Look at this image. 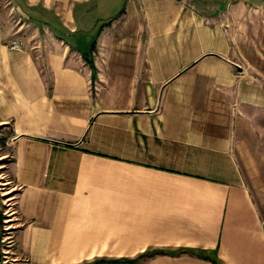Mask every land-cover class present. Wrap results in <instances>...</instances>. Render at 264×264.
Segmentation results:
<instances>
[{
	"label": "crops",
	"instance_id": "1",
	"mask_svg": "<svg viewBox=\"0 0 264 264\" xmlns=\"http://www.w3.org/2000/svg\"><path fill=\"white\" fill-rule=\"evenodd\" d=\"M113 1L0 0L5 264H264V1Z\"/></svg>",
	"mask_w": 264,
	"mask_h": 264
},
{
	"label": "rangeland",
	"instance_id": "2",
	"mask_svg": "<svg viewBox=\"0 0 264 264\" xmlns=\"http://www.w3.org/2000/svg\"><path fill=\"white\" fill-rule=\"evenodd\" d=\"M124 0H114L113 3H108L109 7L103 6L104 10H115L117 7L122 5ZM261 0H247L250 5L259 3ZM264 1V0H263ZM106 4V1H105ZM107 5V4H106ZM95 7V10H98ZM254 18L252 19L251 26L249 27L250 32L238 31L241 37L244 39L246 34L247 40L245 46L240 48V54L247 55L251 63L250 70L253 71L257 76L262 79H254V82H262L264 84V8L255 11ZM238 36V37H240ZM259 121V119H257ZM259 123V122H258ZM259 127H258V138H259ZM6 130L0 128V264H5V252L12 246L13 230L15 227V205H14V185L6 171V165L10 160V153L8 145L5 143ZM257 154L261 156V144L257 143ZM264 151V150H263ZM264 160V158H263ZM253 167H260L262 163L261 158L253 159ZM264 162V161H263ZM257 182L261 185L262 176L256 175Z\"/></svg>",
	"mask_w": 264,
	"mask_h": 264
},
{
	"label": "built area",
	"instance_id": "3",
	"mask_svg": "<svg viewBox=\"0 0 264 264\" xmlns=\"http://www.w3.org/2000/svg\"><path fill=\"white\" fill-rule=\"evenodd\" d=\"M8 48L12 50H21L23 48V41L19 38H12L8 41Z\"/></svg>",
	"mask_w": 264,
	"mask_h": 264
},
{
	"label": "trees",
	"instance_id": "4",
	"mask_svg": "<svg viewBox=\"0 0 264 264\" xmlns=\"http://www.w3.org/2000/svg\"><path fill=\"white\" fill-rule=\"evenodd\" d=\"M1 255V254H0Z\"/></svg>",
	"mask_w": 264,
	"mask_h": 264
}]
</instances>
